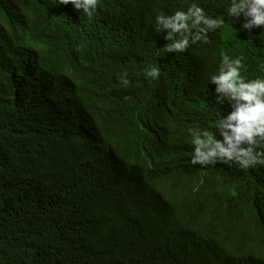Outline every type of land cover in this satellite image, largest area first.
<instances>
[{
  "label": "trees",
  "instance_id": "obj_1",
  "mask_svg": "<svg viewBox=\"0 0 264 264\" xmlns=\"http://www.w3.org/2000/svg\"><path fill=\"white\" fill-rule=\"evenodd\" d=\"M191 3L224 23L165 52L156 16ZM228 3L0 0V264H264V164L190 163L222 57L264 78Z\"/></svg>",
  "mask_w": 264,
  "mask_h": 264
},
{
  "label": "clouds",
  "instance_id": "obj_2",
  "mask_svg": "<svg viewBox=\"0 0 264 264\" xmlns=\"http://www.w3.org/2000/svg\"><path fill=\"white\" fill-rule=\"evenodd\" d=\"M71 4L74 10L89 16L95 11L98 0H56V5ZM227 15L243 18L240 28L251 33L254 28L264 31V0H229ZM157 32L165 33L164 51L183 52L189 44L207 43L208 33L224 23L223 18H213L196 3L186 10H176L171 15L155 18ZM264 68V63L261 64ZM242 57L224 55L218 71L209 77L215 85L212 90L217 103H227L230 110L215 125L219 139L208 131L190 129L192 155L190 163L207 166L217 163H235L241 169L264 164V78L248 79L241 75ZM145 75L159 76V69L150 67ZM126 76V74H125ZM123 84L128 80L123 79Z\"/></svg>",
  "mask_w": 264,
  "mask_h": 264
}]
</instances>
